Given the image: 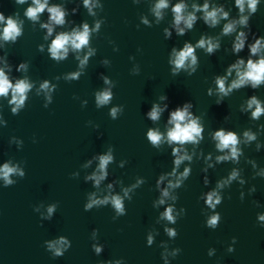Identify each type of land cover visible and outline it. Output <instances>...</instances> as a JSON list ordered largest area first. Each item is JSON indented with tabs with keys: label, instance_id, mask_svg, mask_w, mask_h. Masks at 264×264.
Segmentation results:
<instances>
[{
	"label": "clouds",
	"instance_id": "clouds-1",
	"mask_svg": "<svg viewBox=\"0 0 264 264\" xmlns=\"http://www.w3.org/2000/svg\"><path fill=\"white\" fill-rule=\"evenodd\" d=\"M18 3H24L25 0H17ZM260 0H235V6L239 9L240 16L238 20H231L228 23L224 24L222 34L227 36L236 32L237 25L243 26L244 28L250 27V18L258 11V4ZM33 5L30 6L25 15L35 21L38 19L39 14L44 12L47 8V11L50 13V21L56 25H63L65 23V12L59 6L48 7L47 0H33ZM84 6L89 9L90 14L92 13V8L94 7L92 0H84ZM168 0H158L153 9L154 14L159 19L162 16L161 10L167 8ZM186 4L183 2L177 3L173 6L172 12L174 13V26L176 27L178 35H184L185 29H192L194 23L197 20L195 15L196 11L203 12V21L209 27H215L221 19L227 20L229 13L221 7H213L209 10V4L205 2L202 6L193 5V12H189L185 15ZM247 8L248 15H244L245 10ZM144 23H148L147 20L143 21ZM0 23L4 24L2 38L5 41H15L18 36L21 35V27L17 20L12 17H8L5 19L3 14H0ZM181 23H183L184 27H180ZM48 29V34H52V27L49 24L42 25ZM100 27L99 22L96 24V28L93 30H98ZM167 33V30H165ZM170 35V33H167ZM89 36L90 29L88 24H84L82 30L74 29L71 33H60L55 39L52 41L49 52L51 54V58L54 60H63L66 58L69 47L71 49L79 51L82 48L86 47L89 44ZM248 34L244 31L238 32L235 37V40L232 45L233 53H240L244 48L246 41L248 40ZM250 57L247 62L244 59H237V61L231 64L227 69V76H231L232 72L235 71L236 79L232 80L230 84L226 86L227 76H218L216 78V85L219 94L222 97L228 96L234 89H240L247 85H250L253 89L258 88L260 85L264 84V36H259L255 38L253 43L247 45ZM196 48L205 49L208 54H213L216 50L220 48V43L218 40H214L211 37L205 38L201 37L199 41L193 46L191 43H185L183 48L180 51H176L173 49V59L170 61L175 67L173 72H176L180 69L191 68L192 72H195L197 65V57L195 55ZM92 55V50L90 49L88 54L80 60V65L83 67L88 60V57ZM251 57H258V59H252ZM25 65L21 64L20 68H24ZM80 76L79 72L70 73L66 79L75 80ZM105 83H109V81L105 78ZM53 87H50L49 82L45 81L40 85V89L44 90L46 93H51ZM32 88V84L28 82L27 79H20L13 84L8 75L5 73L3 68H0V97H7L9 92H11V100L10 104L14 105L12 108L13 113H17L19 109H21L25 100L27 99V93ZM209 95H211V89H209ZM47 100L51 102V96H46ZM112 99V93L110 90L106 89L102 92H98L96 94V104L97 107L108 104ZM221 103L220 100L217 101L219 105ZM47 107V105H45ZM167 107V106H165ZM191 107L190 103H185L182 107H177L175 111L171 112L170 119L168 121L172 127L167 132V142L171 145L173 143L178 145H184L186 143H199L200 139H203L202 132L203 127L199 123L198 118H193L192 113L189 111ZM119 108H112L110 111V115L113 119L117 117ZM161 109L158 105H153L151 111L148 112V117L152 121H156L159 119ZM243 111H251V119L258 120L262 115H264V104L261 103L257 97L252 96L247 101V107L243 109ZM227 119V117H225ZM264 127V126H262ZM147 139L151 142L153 146L158 147L162 142V134L158 130L149 129L147 133ZM213 139L216 141V148L220 152H225L227 150V154L217 156L216 162H224V161H232L234 163H239L240 157L243 155V151L240 147L241 139L238 137L236 132L234 131H225L224 129H219L215 131L213 135ZM257 139V135L250 130H246L243 132V143L250 144L251 142ZM257 150H259L260 145H256ZM172 155L175 157L173 163L174 167L170 173L166 175L176 176L175 182L169 180L167 188L161 190V199L158 201L159 204H164V198H170L172 200H176L177 197L171 196L169 189L179 188L183 181L188 178L191 169L185 168L182 173L177 175V168H179L180 164L185 160H191L192 157L189 156L186 152L181 154L180 147L172 148ZM210 158V157H209ZM113 160V156L111 151L108 154L101 155L99 157V166L96 173H93L87 179L93 180L96 186H99L100 182L104 180L107 176V166ZM252 163L253 167H255L254 161H249ZM209 167H213V165L209 164ZM206 171V170H205ZM13 175L19 176L21 178L25 177V172L18 165H12L11 163H5L3 166H0V180L4 181V186H12L16 183L11 177ZM259 176H264V170L257 173ZM240 177V172L237 169H233L231 173L228 175L226 179H222L217 182L216 188L212 191L206 193L204 197L205 204L209 209L213 210V214L207 218L206 227L210 229H216L221 221V215L219 212H216V208L221 204L223 197L221 196L219 189H223L228 185H231L233 181H236ZM165 176H161L157 181V186L159 187L160 183L163 182ZM205 184L208 183L207 177L204 180ZM143 183L142 180L137 181V185ZM239 183L243 185L245 181L243 179L239 180ZM137 185H133L135 188ZM111 187V185H109ZM131 189H124V197L129 196V192ZM256 191V187L253 186L249 189V195L253 194ZM231 197H229L230 199ZM240 200H244V194L241 192ZM111 203L112 207L115 209L117 216L126 215L124 200L123 197L119 195H109L105 196L103 199L97 198L95 194H91L88 198V202L84 205V211H89L93 207H99L101 205H106ZM256 203V202H254ZM256 206H259L257 203ZM38 211V209H36ZM56 211V205H50L47 207V215L43 216V219H51L53 213ZM174 206H168L163 213H161V219L167 220L170 224H175L177 222V217L180 216L181 213L186 215V210L181 208L180 212H176L174 214ZM258 220L260 227H264V214L258 215ZM165 232L170 238L177 237L178 233L175 228H165ZM96 235V231H93V236ZM237 242L236 237H232V244L235 245ZM46 250L51 253L53 259L62 257L65 252H67L71 248V242L61 236L59 239L46 241ZM153 243V236L151 234L147 237V244L151 246ZM95 253L98 255L102 251L101 246L93 245L92 246ZM180 248H175L170 253L171 256L176 257L181 253ZM229 253L235 251V248L229 246L227 249ZM214 254V250H209L208 255L212 256ZM165 264H167V256L169 253L165 252L164 254ZM108 264H112V262H108ZM115 264H122V261L117 260Z\"/></svg>",
	"mask_w": 264,
	"mask_h": 264
}]
</instances>
